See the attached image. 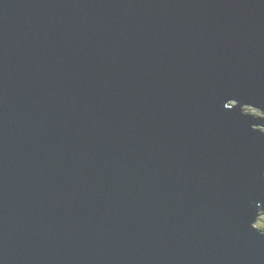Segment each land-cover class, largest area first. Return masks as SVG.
Segmentation results:
<instances>
[{
  "label": "water",
  "instance_id": "water-1",
  "mask_svg": "<svg viewBox=\"0 0 264 264\" xmlns=\"http://www.w3.org/2000/svg\"><path fill=\"white\" fill-rule=\"evenodd\" d=\"M263 213L264 0H0V264H264Z\"/></svg>",
  "mask_w": 264,
  "mask_h": 264
},
{
  "label": "rangeland",
  "instance_id": "rangeland-1",
  "mask_svg": "<svg viewBox=\"0 0 264 264\" xmlns=\"http://www.w3.org/2000/svg\"><path fill=\"white\" fill-rule=\"evenodd\" d=\"M246 112L258 115L254 110L252 109H245ZM259 116V115H258ZM264 226V213L259 217L258 222L255 224V227L260 230L261 227Z\"/></svg>",
  "mask_w": 264,
  "mask_h": 264
},
{
  "label": "trees",
  "instance_id": "trees-1",
  "mask_svg": "<svg viewBox=\"0 0 264 264\" xmlns=\"http://www.w3.org/2000/svg\"><path fill=\"white\" fill-rule=\"evenodd\" d=\"M260 231L264 233V226L260 228Z\"/></svg>",
  "mask_w": 264,
  "mask_h": 264
}]
</instances>
